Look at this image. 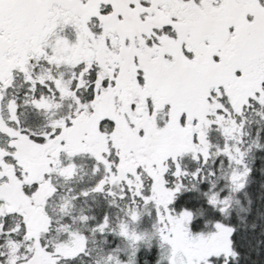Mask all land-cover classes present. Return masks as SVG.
Listing matches in <instances>:
<instances>
[{
	"label": "snow or ice",
	"instance_id": "1",
	"mask_svg": "<svg viewBox=\"0 0 264 264\" xmlns=\"http://www.w3.org/2000/svg\"><path fill=\"white\" fill-rule=\"evenodd\" d=\"M0 264H264V0H0Z\"/></svg>",
	"mask_w": 264,
	"mask_h": 264
}]
</instances>
